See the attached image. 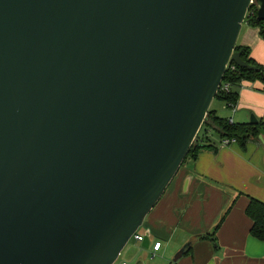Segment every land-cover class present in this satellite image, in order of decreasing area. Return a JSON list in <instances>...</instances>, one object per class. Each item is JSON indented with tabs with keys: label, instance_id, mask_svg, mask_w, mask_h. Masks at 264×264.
Here are the masks:
<instances>
[{
	"label": "water",
	"instance_id": "obj_1",
	"mask_svg": "<svg viewBox=\"0 0 264 264\" xmlns=\"http://www.w3.org/2000/svg\"><path fill=\"white\" fill-rule=\"evenodd\" d=\"M253 4L264 22V0H0V264L118 260L228 67L254 69Z\"/></svg>",
	"mask_w": 264,
	"mask_h": 264
},
{
	"label": "crops",
	"instance_id": "obj_2",
	"mask_svg": "<svg viewBox=\"0 0 264 264\" xmlns=\"http://www.w3.org/2000/svg\"><path fill=\"white\" fill-rule=\"evenodd\" d=\"M237 45L248 47L251 57L264 66L258 28L245 22ZM228 111L224 116L216 112L237 124H249L250 113L264 122V84L243 82L236 107ZM206 144L212 148L183 165L147 216L141 234L148 236L152 252L161 242L156 254L164 257L184 250L174 264H264V242L251 237L252 221L245 213L250 198L264 202L263 143L258 138L244 147L235 143L220 148L209 131ZM213 233L218 248L212 240L200 239Z\"/></svg>",
	"mask_w": 264,
	"mask_h": 264
},
{
	"label": "trees",
	"instance_id": "obj_3",
	"mask_svg": "<svg viewBox=\"0 0 264 264\" xmlns=\"http://www.w3.org/2000/svg\"><path fill=\"white\" fill-rule=\"evenodd\" d=\"M246 23L251 27L258 28L262 39L264 40V22L257 20V13L255 6H251ZM236 52L241 54L242 60L254 69L248 70L237 67L231 64L225 75L224 84L229 85V92H218L215 100L221 101L227 107L236 106L239 100V92L243 82H257L260 81L264 84V66L258 64L252 57L251 51L248 47L237 45ZM264 131V122L259 120L258 125L252 124H237L230 119L218 116L214 109H210L207 119L204 122L193 146L191 147L184 164L189 159H197L198 154L204 149L212 148V145L206 144V139L209 131L217 133L221 140L223 139H236V142L242 147L246 146L251 139H258ZM264 147V144H263ZM183 164V165H184ZM182 165V167H183ZM181 167V168H182ZM246 215L252 221L250 230L251 237L258 241L264 242V202L250 198L249 204L245 211ZM216 233V232H215ZM215 233L206 235L201 240L210 239L217 246V238ZM189 252L186 251L185 254Z\"/></svg>",
	"mask_w": 264,
	"mask_h": 264
},
{
	"label": "rangeland",
	"instance_id": "obj_4",
	"mask_svg": "<svg viewBox=\"0 0 264 264\" xmlns=\"http://www.w3.org/2000/svg\"><path fill=\"white\" fill-rule=\"evenodd\" d=\"M226 106L227 105H225V103L214 100L211 108L216 110L220 116H224L229 115V109L233 110ZM252 115L255 114L250 113L249 121H251ZM235 119L238 120V116H235ZM210 139L213 143L222 148L219 136L214 131H210ZM139 232L142 233V228ZM142 245V242H137L134 238H132L114 264H137L139 260H142L143 264H174L173 260L178 252L172 253L171 255L169 254L165 257L161 254H155V256H153V252L149 248H144Z\"/></svg>",
	"mask_w": 264,
	"mask_h": 264
},
{
	"label": "built area",
	"instance_id": "obj_5",
	"mask_svg": "<svg viewBox=\"0 0 264 264\" xmlns=\"http://www.w3.org/2000/svg\"><path fill=\"white\" fill-rule=\"evenodd\" d=\"M254 3V1H253ZM254 5V4H253ZM252 5V6H253ZM222 91V92H229V85L228 84H224V82H222V85L220 87V90L219 92ZM236 106H232V107H229V108H232L234 109ZM232 121V120H231ZM237 143L236 142V139H223L222 142H221V145L223 147H229L230 145L232 144H235ZM133 238L137 241V242H144V238L145 236L143 234H141L139 231L133 236ZM162 248V243L161 242H157L153 245V256H155L156 252H158L160 249ZM125 264V263H124Z\"/></svg>",
	"mask_w": 264,
	"mask_h": 264
}]
</instances>
